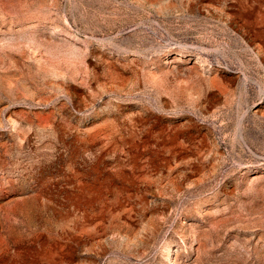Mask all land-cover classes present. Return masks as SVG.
<instances>
[{"label":"rangeland","instance_id":"1","mask_svg":"<svg viewBox=\"0 0 264 264\" xmlns=\"http://www.w3.org/2000/svg\"><path fill=\"white\" fill-rule=\"evenodd\" d=\"M0 264H264V0H0Z\"/></svg>","mask_w":264,"mask_h":264}]
</instances>
